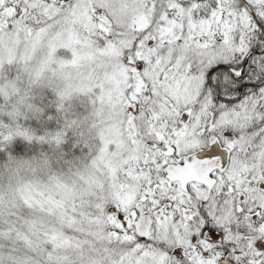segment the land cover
Masks as SVG:
<instances>
[{
	"label": "snow or ice",
	"instance_id": "snow-or-ice-1",
	"mask_svg": "<svg viewBox=\"0 0 264 264\" xmlns=\"http://www.w3.org/2000/svg\"><path fill=\"white\" fill-rule=\"evenodd\" d=\"M0 264H264V0H0Z\"/></svg>",
	"mask_w": 264,
	"mask_h": 264
}]
</instances>
